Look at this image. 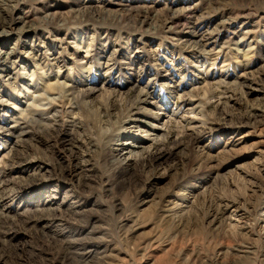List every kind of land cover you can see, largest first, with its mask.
I'll return each mask as SVG.
<instances>
[{
	"label": "rangeland",
	"instance_id": "rangeland-1",
	"mask_svg": "<svg viewBox=\"0 0 264 264\" xmlns=\"http://www.w3.org/2000/svg\"><path fill=\"white\" fill-rule=\"evenodd\" d=\"M263 218L264 0H0V264H264Z\"/></svg>",
	"mask_w": 264,
	"mask_h": 264
},
{
	"label": "bare ground",
	"instance_id": "bare-ground-1",
	"mask_svg": "<svg viewBox=\"0 0 264 264\" xmlns=\"http://www.w3.org/2000/svg\"><path fill=\"white\" fill-rule=\"evenodd\" d=\"M3 26V25H2ZM86 101V100H85ZM88 101V100H87ZM129 121L127 122V127H124V128H122V130L120 131V133L121 134H123V135H126V134H128L129 132V130H130V128L132 127V125H130V124H135L136 122H143V124L145 123V124H147V125H149V127H151V129H153V131L152 132H154V131H156V129H162V127H158V126H156V125H154V124H148L147 122H145V120H143V119H140V118H138V117H134V118H131V119H128ZM150 133H148V135H149ZM135 147H137V148H140L141 150H142V148L143 147H139L138 146V144L136 145V143H133V141H129V140H124V141H118V142H115V143H113L112 144V147H111V151H113L112 153H113V156H114V160L113 161H116L118 164H119V166H121V167H123L124 169H129L130 168V166H131V164H132V159H133V157H134V155H136L135 153ZM72 151V150H71ZM111 153V154H112ZM208 163V162H207ZM77 165V164H76ZM76 165H75V168H76ZM79 165V164H78ZM75 170H77V169H75ZM50 178V177H49ZM49 178L47 177V179H45V180H49ZM51 179V178H50ZM12 191V190H11ZM4 192V191H3ZM60 204V203H59ZM58 206V205H57ZM49 207V206H48ZM47 208V207H46ZM50 208V207H49ZM72 208V207H71ZM70 208V209H71ZM36 209H38V208H36ZM42 208H40V210H41ZM45 209V208H44ZM37 211V210H36ZM38 211H39V209H38ZM58 211V210H57ZM48 212V211H47ZM74 212V211H73ZM76 212H78V211H76ZM39 213V212H38ZM224 212L223 211H221L220 212V214H223ZM21 214V213H20ZM49 214H50V212H49ZM35 215H37V214H35ZM7 216H9V215H7ZM4 218V217H3ZM9 218V217H8ZM264 219V218H263ZM32 220V219H31ZM48 221V222H53V221H61L62 219H60V218H58V217H56V216H51V217H46L45 216V218H44V215H38V216H35V220L33 219V221H34V223H33V225L35 226V225H37L38 224V222L40 223V222H43V221ZM264 221V220H263ZM10 227V226H9ZM41 230V229H40ZM2 232V231H1ZM9 232V231H8ZM38 232V231H37ZM43 232V231H42ZM248 232V231H247ZM3 233V232H2ZM57 234H58V232H57ZM54 235V237L56 236V233H53L52 234V236ZM59 235V234H58ZM5 236V235H4ZM3 237V236H2ZM6 237H8V236H6ZM56 238V237H55ZM9 240H10V238H9ZM59 240V239H58ZM62 241V240H61ZM14 246V245H13ZM81 255H82V257L84 258V260H85V262H86V260H87V262L89 261V260H92V259H94V257H97L98 255H102L101 253H100V251H95V253L94 252H92V250H87L86 252H82V253H80ZM103 257V256H102ZM89 263V262H88ZM3 264H5V263H3Z\"/></svg>",
	"mask_w": 264,
	"mask_h": 264
}]
</instances>
